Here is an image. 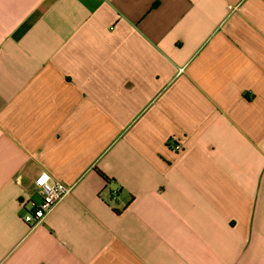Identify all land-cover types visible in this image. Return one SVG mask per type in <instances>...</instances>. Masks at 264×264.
Returning <instances> with one entry per match:
<instances>
[{
  "label": "crops",
  "instance_id": "0c3cea01",
  "mask_svg": "<svg viewBox=\"0 0 264 264\" xmlns=\"http://www.w3.org/2000/svg\"><path fill=\"white\" fill-rule=\"evenodd\" d=\"M0 264H264V0H0Z\"/></svg>",
  "mask_w": 264,
  "mask_h": 264
},
{
  "label": "built area",
  "instance_id": "2783aa9c",
  "mask_svg": "<svg viewBox=\"0 0 264 264\" xmlns=\"http://www.w3.org/2000/svg\"><path fill=\"white\" fill-rule=\"evenodd\" d=\"M168 146L174 151H180V143L168 142ZM43 181V182H41ZM34 184L39 191L41 199L30 210L23 214V221L28 225H35L41 222L54 209L70 191V187L59 181H53L46 172L39 173L34 178Z\"/></svg>",
  "mask_w": 264,
  "mask_h": 264
},
{
  "label": "trees",
  "instance_id": "16d2710c",
  "mask_svg": "<svg viewBox=\"0 0 264 264\" xmlns=\"http://www.w3.org/2000/svg\"><path fill=\"white\" fill-rule=\"evenodd\" d=\"M98 173L100 174V175H102V177L107 181V182H111L113 179H111V178H109V177H107V176H105L103 173H101L100 171H98Z\"/></svg>",
  "mask_w": 264,
  "mask_h": 264
},
{
  "label": "snow or ice",
  "instance_id": "6c2138e0",
  "mask_svg": "<svg viewBox=\"0 0 264 264\" xmlns=\"http://www.w3.org/2000/svg\"><path fill=\"white\" fill-rule=\"evenodd\" d=\"M41 182H43V181H41Z\"/></svg>",
  "mask_w": 264,
  "mask_h": 264
}]
</instances>
